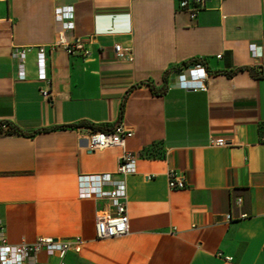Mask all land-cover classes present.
I'll use <instances>...</instances> for the list:
<instances>
[{
	"label": "crops",
	"instance_id": "crops-1",
	"mask_svg": "<svg viewBox=\"0 0 264 264\" xmlns=\"http://www.w3.org/2000/svg\"><path fill=\"white\" fill-rule=\"evenodd\" d=\"M182 1L0 0V124L41 131L0 136L3 234L12 245L84 241L78 254L41 252L37 264H264V77L248 71L264 70V0H208L195 19ZM64 6L75 12L65 39L82 40L88 56L51 49L61 29L55 9ZM251 44L262 50L258 59ZM116 45L131 50L133 62L117 60ZM39 47L49 100L37 79ZM15 48H31L25 80ZM193 60L209 73L206 92L176 85L186 68L178 69ZM149 83L166 93L153 94ZM128 93L121 124L133 138L90 151L85 124L115 127ZM219 139L226 145L211 144ZM125 153L137 159L126 177L130 232L97 240V213L107 203L79 199L78 176L119 179ZM170 170L184 175L186 189L169 188Z\"/></svg>",
	"mask_w": 264,
	"mask_h": 264
},
{
	"label": "built area",
	"instance_id": "built-area-1",
	"mask_svg": "<svg viewBox=\"0 0 264 264\" xmlns=\"http://www.w3.org/2000/svg\"><path fill=\"white\" fill-rule=\"evenodd\" d=\"M208 0H183L180 8L190 13L195 19L200 9H205ZM55 20L60 24L59 44L51 46L54 50L62 46L69 55L83 51L84 56L89 52L84 49V42L76 40L69 43L65 39L68 31L75 29V12L73 6L58 7L55 9ZM31 48H15L13 58L18 60L17 77L19 80L26 79L24 59L26 53ZM117 60L133 62L131 50L124 49L121 45L114 47ZM249 52L253 59H258L262 55V50L255 44L249 46ZM37 79L45 87L41 90V96L45 100L51 98L52 81L47 71V55L44 47L37 48ZM209 73L205 66L196 63L186 69L177 72L176 85L184 90L193 92H206L208 90ZM15 134L6 123L0 124V136ZM134 132L123 124L116 125L111 130L88 129L85 139L88 142V149L92 152L102 151L113 147H124ZM212 145L223 147L226 141L223 139L212 140ZM137 159L130 153H125L119 164V179H114L110 174H83L78 176V197L81 200H103L106 207L99 210L96 217V239L109 240L122 238L130 232V217L127 203V182L126 177L136 173ZM168 185L171 190H183L187 188L186 179L183 174L176 170L168 172ZM108 187V189L106 188ZM241 202V200H240ZM231 220V216H227ZM84 241L81 237L69 239H58L53 237H40L34 243H21L12 245L2 231V221L0 220V264H37V257L41 252L48 256L56 254L64 257L69 252L80 253ZM222 256V255H220ZM227 262H232V258L225 257Z\"/></svg>",
	"mask_w": 264,
	"mask_h": 264
},
{
	"label": "trees",
	"instance_id": "trees-1",
	"mask_svg": "<svg viewBox=\"0 0 264 264\" xmlns=\"http://www.w3.org/2000/svg\"><path fill=\"white\" fill-rule=\"evenodd\" d=\"M197 62H200V60H193L191 63L185 64L183 66V68H179L178 70H182L184 68H187V67H189L192 64H196ZM248 71L254 77H264V70L263 69L260 72V71H257L255 69H253V68H249ZM224 74L227 75L228 77H232L234 73L233 72H229V73H224ZM149 87L151 88L153 94H155V95H164L166 93V91H167V87L166 86L163 87L162 89H157L152 84L149 83ZM135 88H136V86L133 87L132 89H135ZM129 93L123 99V102H122V105H121V109H120V115H119V123L117 125H119L121 123V121H122V119L124 117L126 102L128 100ZM6 124L9 125L11 130L14 131L15 133H18V134L24 135V136H28V137H33L37 133L41 132V131H37V132H34V133H27V132L21 130L20 128L14 126L11 123H6ZM85 125L90 126L92 130H111V128L96 127L95 125L88 124V123H86ZM76 127H77L76 125H74V126H61V127H57L56 129H69V128H76Z\"/></svg>",
	"mask_w": 264,
	"mask_h": 264
}]
</instances>
